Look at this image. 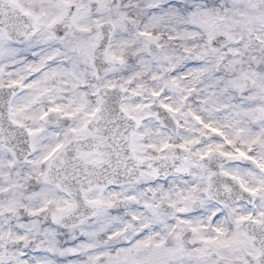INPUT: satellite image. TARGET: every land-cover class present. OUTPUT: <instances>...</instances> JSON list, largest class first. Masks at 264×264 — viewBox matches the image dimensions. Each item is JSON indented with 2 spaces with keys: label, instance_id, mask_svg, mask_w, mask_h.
<instances>
[{
  "label": "clouds",
  "instance_id": "9594fccd",
  "mask_svg": "<svg viewBox=\"0 0 264 264\" xmlns=\"http://www.w3.org/2000/svg\"><path fill=\"white\" fill-rule=\"evenodd\" d=\"M0 264H264V0H0Z\"/></svg>",
  "mask_w": 264,
  "mask_h": 264
}]
</instances>
